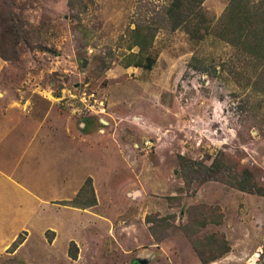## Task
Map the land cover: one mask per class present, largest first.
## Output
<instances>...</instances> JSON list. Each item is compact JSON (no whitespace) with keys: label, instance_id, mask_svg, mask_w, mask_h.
<instances>
[{"label":"rangeland","instance_id":"1","mask_svg":"<svg viewBox=\"0 0 264 264\" xmlns=\"http://www.w3.org/2000/svg\"><path fill=\"white\" fill-rule=\"evenodd\" d=\"M227 2L201 11L216 20ZM166 3L0 0L26 35L14 46L0 22V264L264 262V195L184 181L183 164L220 150L264 181V92L233 80L232 46L157 23L152 68L125 65L128 30ZM194 53L215 71L190 68ZM87 177L96 203L69 205ZM211 236L229 249L204 262Z\"/></svg>","mask_w":264,"mask_h":264},{"label":"trees","instance_id":"2","mask_svg":"<svg viewBox=\"0 0 264 264\" xmlns=\"http://www.w3.org/2000/svg\"><path fill=\"white\" fill-rule=\"evenodd\" d=\"M203 1L167 0L161 14L154 11L149 18L137 20L135 28L129 29L127 33L128 46H137L139 54L133 56L125 65L131 62L134 66L152 68L156 57L149 51L158 31L155 24L164 23L171 30L185 29L195 40L202 41L206 37H212L230 44L233 52L228 63L233 80L243 89L255 85L264 92V0H228L225 9L216 20L207 17L201 11ZM1 13L0 22L5 23L14 46L20 39L25 40L26 35L21 19L12 12ZM0 56L8 59L3 55L1 47ZM189 66L200 72L215 71V66L207 63L204 56L198 53L192 55ZM184 167L187 169V173L184 174V181L187 184L192 181V178H206L221 181L244 192L264 195V181L260 170L233 160L221 150L214 155L209 164L203 161H189L183 164ZM68 202L71 206L81 208L90 207L96 203L90 177L86 178L75 196ZM146 218L147 222L152 224L151 229L163 227L164 218L158 219L151 215ZM20 242L21 239L17 238L12 245L16 246ZM202 247L209 251V254H205L200 251L201 249L196 248L200 259L204 262L220 257L229 249L224 238L215 236L206 239Z\"/></svg>","mask_w":264,"mask_h":264},{"label":"water","instance_id":"3","mask_svg":"<svg viewBox=\"0 0 264 264\" xmlns=\"http://www.w3.org/2000/svg\"><path fill=\"white\" fill-rule=\"evenodd\" d=\"M83 65H85V61H84ZM102 123L106 124L107 122H106L105 120H102ZM138 194H139V191L135 190V191H133L130 195H131L132 197H135V196L138 195ZM146 261H147V260H146ZM146 261L143 260V259H141V258L136 257V258L134 259V261H132L131 263H127V264H143V263L146 262Z\"/></svg>","mask_w":264,"mask_h":264}]
</instances>
